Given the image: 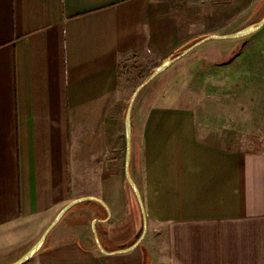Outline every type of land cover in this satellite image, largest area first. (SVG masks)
<instances>
[{"label": "crops", "instance_id": "obj_1", "mask_svg": "<svg viewBox=\"0 0 264 264\" xmlns=\"http://www.w3.org/2000/svg\"><path fill=\"white\" fill-rule=\"evenodd\" d=\"M189 33L170 0H0V264L88 197L104 205L72 209L26 264H264V146L245 139L261 98L253 127L243 114L231 128L226 112L144 95L130 171L146 216L127 137L118 169L125 67Z\"/></svg>", "mask_w": 264, "mask_h": 264}, {"label": "rangeland", "instance_id": "obj_2", "mask_svg": "<svg viewBox=\"0 0 264 264\" xmlns=\"http://www.w3.org/2000/svg\"><path fill=\"white\" fill-rule=\"evenodd\" d=\"M184 28L189 30L190 43L177 54L144 64L135 63L123 71V87L128 104L135 91L166 61L173 59L198 41L209 36L237 33L259 24L264 19V0H170ZM259 84L261 86H259ZM181 98L186 105L207 108L213 115L226 112L232 128L235 118L245 114L253 127L252 116L258 97L264 108V27L245 38L209 42L178 61L140 94ZM260 118L264 109H260ZM249 116V117H248ZM255 133L249 132L246 141L254 149L264 146V119ZM258 121V120H256ZM252 125V126H251ZM261 127V129H257ZM123 149L118 153L120 169L125 172V120L122 132ZM230 134H233L230 132ZM83 188V187H82ZM40 240L9 257L12 264L26 255Z\"/></svg>", "mask_w": 264, "mask_h": 264}, {"label": "water", "instance_id": "obj_3", "mask_svg": "<svg viewBox=\"0 0 264 264\" xmlns=\"http://www.w3.org/2000/svg\"><path fill=\"white\" fill-rule=\"evenodd\" d=\"M264 27V19L257 25L248 27L244 30H241L237 33L234 34H229V35H224V36H209L206 37L188 49H186L184 52H182L180 55L177 57L170 59L163 63L160 67H158L155 72L148 78L146 82H144L134 93L130 104L128 106L127 114H126V120H125V127H126V137H127V167H126V177L127 180L132 187L133 191L135 192L139 203L141 205L143 214L146 216L144 204H143V199L142 195L140 193V190L134 181L131 171H130V162H131V156H132V134H133V128H132V118H133V112L135 108V104L140 96V94L143 92V90L148 87L151 83H153L160 75H162L164 72H166L169 68H171L174 64H176L178 61L181 59L185 58L188 56L190 53H192L194 50L197 48L213 41H223V40H237L241 38H245L247 36H250L258 31H260ZM85 202H97L101 205H104L103 202L99 199L88 197V198H81L78 200H75L68 204L66 207H64L61 212L58 214V216L55 218L51 226L46 230L42 238L33 246V248L26 254L24 255L21 259L18 261L12 263V264H26L28 263L39 251L40 249L44 246L46 243L49 235L53 232V230L61 223V221L64 219V217L76 206L85 203ZM96 224V222H95ZM100 249L106 253L98 241Z\"/></svg>", "mask_w": 264, "mask_h": 264}, {"label": "built area", "instance_id": "obj_4", "mask_svg": "<svg viewBox=\"0 0 264 264\" xmlns=\"http://www.w3.org/2000/svg\"><path fill=\"white\" fill-rule=\"evenodd\" d=\"M250 146H252L253 147V144L251 143V145Z\"/></svg>", "mask_w": 264, "mask_h": 264}]
</instances>
